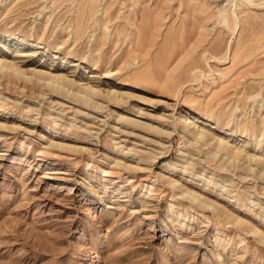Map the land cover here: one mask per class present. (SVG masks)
<instances>
[{"label": "rangeland", "instance_id": "1", "mask_svg": "<svg viewBox=\"0 0 264 264\" xmlns=\"http://www.w3.org/2000/svg\"><path fill=\"white\" fill-rule=\"evenodd\" d=\"M263 162L264 0H0V264H264Z\"/></svg>", "mask_w": 264, "mask_h": 264}, {"label": "bare ground", "instance_id": "2", "mask_svg": "<svg viewBox=\"0 0 264 264\" xmlns=\"http://www.w3.org/2000/svg\"><path fill=\"white\" fill-rule=\"evenodd\" d=\"M246 1H251V0H246ZM259 161V160H258ZM264 163V162H263ZM263 167V166H262Z\"/></svg>", "mask_w": 264, "mask_h": 264}]
</instances>
